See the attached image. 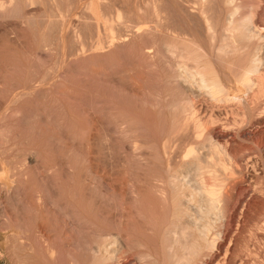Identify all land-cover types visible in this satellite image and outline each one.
<instances>
[{
  "label": "rangeland",
  "instance_id": "obj_1",
  "mask_svg": "<svg viewBox=\"0 0 264 264\" xmlns=\"http://www.w3.org/2000/svg\"><path fill=\"white\" fill-rule=\"evenodd\" d=\"M171 2L58 0L59 23L56 22L52 46H43L33 39L36 28L32 21L39 17V9L32 10V14L0 15V264H91L102 249L103 253L107 249L114 254V259L106 264H119L120 260L125 264H173L183 252L181 256L187 255L180 246L185 239L178 232L181 224L189 225L195 217H207L203 214V194L198 189L203 180L211 182L212 177L220 178L221 193L235 202L231 204L237 212L236 223L233 220L230 230L233 232L227 233L231 236H224L229 239L221 241L226 246L232 241L231 250L226 252L223 244L221 250L214 248L209 256L211 261L220 258L217 264H264V121H259L264 109L248 116L244 124L235 123V105H230L229 111V104L216 103L199 92L195 84L182 79L178 62L182 51L180 44L172 43L174 22L168 20L175 19L174 13L178 11L180 17L177 15L175 22L181 19L179 22L184 25L190 23L183 18L182 8L177 6L173 10ZM159 6L163 13L156 11ZM201 29L204 31L203 26ZM48 71L55 74L45 90L58 85L54 88L61 90V98L40 109L35 101L42 100L37 80ZM187 96L195 99L194 106L197 105L204 121L213 118L211 115L217 118L211 126L207 123L205 129H222L221 123L226 122L228 129L219 140L220 152L211 159L204 155L208 149L204 131L201 139L187 134L172 139L171 147L164 145L171 128L170 117L186 103ZM91 113L100 117L98 134L90 135L87 130ZM257 136L263 139L261 146ZM188 147L194 148L192 155H187ZM218 162L226 163L225 171ZM237 162L246 168L242 164L236 166ZM254 162L257 169L252 166ZM101 187L106 188L105 194ZM170 190L180 191L177 207L185 211H181V219L172 216ZM190 192L195 193L196 200L191 199ZM96 198L106 203V214L99 223L89 221L85 214L87 201ZM214 211L212 215L206 213L218 221L222 212ZM40 217L47 224L46 241L35 234ZM141 223L149 229L140 230ZM60 225L65 227L64 237ZM176 252L178 255H174Z\"/></svg>",
  "mask_w": 264,
  "mask_h": 264
},
{
  "label": "bare ground",
  "instance_id": "obj_2",
  "mask_svg": "<svg viewBox=\"0 0 264 264\" xmlns=\"http://www.w3.org/2000/svg\"><path fill=\"white\" fill-rule=\"evenodd\" d=\"M117 1V0H116ZM126 1V0H125ZM173 4L172 8L173 10H176V7L178 6L179 8H182V15L183 18L186 17L188 22L190 24L184 25L182 22H175V19L180 17L179 12L175 11V19L174 21L166 19V21H171L174 22L171 24L172 32L174 34V40L172 43L175 45L180 44V48L182 53L180 52L179 68H182V71L179 75L184 78L185 80H189L190 83H193L196 85L199 90V92L206 93L212 99L213 101L217 102H222L224 105L229 104V108L231 107L230 105H235L237 107V112L232 113V120L235 123H240L242 124L248 119V116H252L254 114H257L258 112L261 111V109H264V101L262 100L264 96V10L262 8L261 2H251L249 0H171ZM138 2V1H137ZM153 1L152 3H154ZM158 1H156L157 3ZM160 2V0H159ZM185 2V4L183 3ZM115 3V2H114ZM120 3V2H119ZM151 3V2H150ZM155 3V4H156ZM62 4V3H61ZM179 4L181 6H179ZM131 5V4H129ZM152 5V4H151ZM158 5V4H157ZM156 5V7H157ZM160 5V4H159ZM139 6V5H138ZM58 0H0V12L3 14H0L1 16H5L6 13L14 15V13H21V14H29L33 13L32 10H38L40 11V15L38 14L39 17H36L33 19L35 25L34 28H36V32L33 34V39L34 41L39 42L40 44H43V46H52L56 40L55 37V29L56 26L58 25L59 21L56 19L57 18V10L58 9ZM141 7V6H140ZM154 7V6H153ZM155 7V8H156ZM162 6H159L160 8ZM103 8V7H102ZM110 8V7H109ZM171 9V10H172ZM142 10V9H141ZM171 10L169 11L171 13ZM172 10V11H173ZM156 11H163L160 9H156ZM14 12V13H10ZM152 12V11H151ZM154 12V11H153ZM164 12V11H163ZM162 12V13H163ZM174 12V11H173ZM144 13V12H143ZM165 13H167L165 11ZM164 13V14H165ZM30 14V17H32ZM130 14V13H129ZM7 15V14H6ZM20 15V14H19ZM178 15V17H177ZM60 16V14L58 15ZM103 16V15H102ZM122 16V14H121ZM151 16L154 18V14L152 13ZM150 16V17H151ZM163 16V14H161ZM173 16V14H172ZM29 17V16H28ZM123 17V16H122ZM139 17V16H138ZM156 17V16H155ZM159 17V16H158ZM167 17V14H166ZM25 18V17H24ZM148 18V17H147ZM169 18V17H168ZM89 19V18H88ZM150 19V18H149ZM157 19V18H156ZM146 20V19H145ZM154 20V19H152ZM161 20V19H160ZM186 20V22H187ZM192 22H191V21ZM157 23V20H155ZM163 21V20H161ZM58 22V23H56ZM142 22V21H141ZM149 22V21H148ZM153 22V21H152ZM147 23V22H146ZM159 23V21H158ZM192 24V25H191ZM32 25V23H31ZM159 25H163L159 24ZM165 25V23H164ZM170 25V24H169ZM168 25V26H169ZM204 27V31L202 28ZM123 27V26H122ZM168 28V27H167ZM199 28V29H197ZM169 30V29H167ZM58 31V28H57ZM120 31V30H119ZM34 32V31H33ZM57 33V32H56ZM171 43V45H172ZM42 46V47H43ZM174 45L171 46V49H173ZM21 47V46H20ZM39 47V46H38ZM57 47V46H55ZM167 48V47H166ZM165 48V49H166ZM177 49V47H175ZM179 48V47H178ZM169 49V48H168ZM170 50V49H169ZM175 50V49H173ZM172 50V51H173ZM167 51V49H166ZM171 51V52H172ZM219 52L218 54H215ZM5 52V51H4ZM176 52V50H175ZM168 53V52H167ZM173 53V52H172ZM174 54V53H173ZM56 55V54H55ZM171 56V55H170ZM177 57V58H178ZM59 58V57H58ZM172 58V57H171ZM176 58V59H177ZM190 62V64H189ZM192 63V64H191ZM141 64V63H140ZM175 65V64H174ZM176 66V65H175ZM131 67V66H130ZM144 67V66H143ZM56 68V66H55ZM119 69V68H118ZM54 70V69H53ZM130 70V69H129ZM178 70V69H177ZM96 71V70H95ZM143 71V70H142ZM140 71V72H142ZM56 72V70H55ZM55 72H51L49 74L48 72H43L39 78H38V83L37 87L41 90L42 93V100H35L37 102V107L38 108H44V106H47L48 104H55L61 97H59V92L61 91L59 88H54L58 87L57 83H55L57 86L52 87L51 90H45V85L49 84L48 82H51V78L54 77L53 75ZM177 72V71H176ZM53 73V74H52ZM92 73V72H91ZM14 74V73H13ZM19 74V73H18ZM143 74V72L141 73ZM140 74V75H141ZM178 74L176 76H178ZM2 75V74H1ZM52 75V76H51ZM77 75V74H76ZM130 75V74H129ZM138 75V74H137ZM11 77V76H10ZM141 77V76H140ZM33 78V77H31ZM5 79V78H4ZM6 80V79H5ZM10 80V79H9ZM8 80V81H9ZM22 80V79H21ZM35 80V79H34ZM50 80V81H49ZM119 80V79H118ZM192 81V82H191ZM12 82V80H11ZM21 82V81H19ZM31 82V81H30ZM54 83V81H52ZM113 82V81H112ZM117 82V81H116ZM3 84L6 82H2ZM23 83V82H22ZM184 83V81H183ZM186 83V82H185ZM189 83V84H190ZM13 84V83H12ZM29 84V83H28ZM34 84V83H33ZM51 84V83H50ZM89 84V83H88ZM99 84V83H98ZM141 84V83H140ZM139 84V85H140ZM19 85V83H18ZM1 86V85H0ZM9 86V84H8ZM11 86V85H10ZM14 86V85H13ZM4 87V85L2 86ZM16 87V86H15ZM140 87V86H139ZM13 88V87H12ZM25 90V86H23ZM2 89V88H1ZM16 89V88H15ZM14 89V90H15ZM48 89V88H47ZM128 89V88H127ZM10 90V89H9ZM9 90H7L9 92ZM39 90V91H40ZM38 91V90H37ZM3 92V91H2ZM63 92V91H62ZM61 92V96L63 93ZM21 93V92H20ZM19 93V94H20ZM16 92V96H17ZM72 94V93H71ZM100 94V92H99ZM98 94V95H99ZM197 94V93H196ZM7 95V94H6ZM9 95V93H8ZM24 95V94H23ZM39 95V94H38ZM139 95H141L139 93ZM178 95V94H177ZM205 95V96H206ZM12 97V95H10ZM9 96V97H10ZM15 96V95H13ZM15 96V97H16ZM20 96V95H18ZM40 96V97H41ZM66 96V95H65ZM72 96V95H71ZM70 96V98H71ZM97 96V95H96ZM191 96V95H190ZM206 96V97H208ZM10 97V98H11ZM38 97V96H37ZM69 97V96H68ZM98 97V96H97ZM188 97V96H187ZM5 98V97H4ZM8 98V97H7ZM67 98V97H66ZM64 98V99H66ZM74 98V97H73ZM150 98V97H149ZM180 98V97H179ZM178 98V99H179ZM193 98V97H192ZM192 98L187 99L186 103L182 105V107L175 112L171 117H170V122H171V128L168 130L167 134V139L164 142L165 147L167 148L168 145L171 147V140L174 139L176 136H182L187 134H191L194 138L199 137L201 139V135L203 131L205 132L207 140L206 146H208V149L203 147V150H207L206 154H204L208 159H211L213 155L218 154L219 147L218 145L220 138H224V134L228 128L226 127V122L221 123V128L222 129H216L215 127H211L210 123L215 122V119L213 115L208 119L207 121H204L202 117L199 115V110L197 111L196 106H194V100ZM203 98V97H202ZM13 99V98H12ZM11 99V100H12ZM15 99V98H14ZM13 99V100H14ZM20 99V98H19ZM63 99V98H62ZM68 99V98H67ZM66 99V100H67ZM186 99V98H185ZM10 100V101H11ZM16 100V99H15ZM14 100V101H15ZM90 102V101H89ZM8 103V102H7ZM17 103V102H16ZM69 103V102H68ZM36 104V103H35ZM177 104V103H176ZM180 104V103H179ZM219 104V103H218ZM7 105V104H6ZM10 105V104H9ZM71 105V104H70ZM223 105V104H222ZM223 105V106H224ZM35 106V107H36ZM180 106V105H179ZM94 107V106H93ZM222 107V106H221ZM38 108L37 111H38ZM56 108V107H55ZM174 108V107H173ZM225 108V107H224ZM4 109V108H3ZM9 109V108H8ZM15 109V108H14ZM45 109V108H44ZM42 109V111L44 110ZM47 109V108H46ZM92 109V107H91ZM90 109V110H91ZM228 109V108H226ZM233 109V108H232ZM93 110H96L95 108ZM92 110V111H93ZM231 108L229 109V111ZM15 111V110H14ZM226 111V110H225ZM224 111V112H225ZM228 111V110H227ZM228 111V112H229ZM233 111V110H232ZM1 112V111H0ZM52 112H54L52 110ZM80 112V111H79ZM99 112V111H98ZM97 112V113H98ZM226 112V113H228ZM2 113V112H1ZM40 113V112H39ZM43 114V112H41ZM90 113V112H88ZM86 113V114H88ZM95 113V111H93ZM93 113L89 114V123L87 127L90 135H93L98 132V128L100 127L99 124L97 126L98 118L96 117ZM219 113V112H218ZM52 114V113H51ZM49 114V115H51ZM259 114V113H258ZM102 115V114H101ZM227 115V114H226ZM261 115V114H260ZM7 116V115H6ZM36 116V115H35ZM40 116V115H39ZM44 116V115H43ZM48 115H46L47 117ZM100 116V115H99ZM49 117V116H48ZM54 115L52 116V118ZM207 117V116H206ZM218 117V116H217ZM221 117V116H220ZM219 117V118H220ZM41 118V117H40ZM205 118V117H204ZM224 118V117H223ZM231 118V117H230ZM43 119V118H42ZM207 119V118H206ZM38 120V119H37ZM48 120V119H47ZM50 120V119H49ZM102 120V119H101ZM226 121V119H223ZM230 120V121H232ZM264 121V114L260 116L259 121ZM1 121V120H0ZM41 121V120H40ZM43 121V120H42ZM41 121V122H42ZM53 121V119H52ZM103 121V120H102ZM228 121V120H227ZM258 121V122H259ZM4 122V121H3ZM40 122V123H41ZM45 122V121H44ZM104 122V121H103ZM102 122V123H103ZM218 122V121H217ZM30 123V122H29ZM38 123V122H37ZM209 123V128H206V124ZM231 123V122H230ZM254 123V122H253ZM257 123V122H256ZM261 123V122H260ZM101 124V123H100ZM244 124V123H243ZM247 124V123H246ZM264 124V123H263ZM2 125V124H1ZM42 125V123H41ZM47 125V124H46ZM75 125V124H74ZM237 125V124H236ZM253 125V124H252ZM259 125V123H258ZM31 126V125H30ZM48 126V125H47ZM47 126L45 128H47ZM215 126V125H213ZM38 127V125H37ZM40 127V125H39ZM50 127V126H49ZM109 127V126H108ZM239 127V126H238ZM263 127V126H262ZM45 128L43 130H45ZM72 128V127H71ZM105 128V127H104ZM39 129V128H38ZM103 129V128H102ZM106 129V128H105ZM250 129V128H249ZM42 130V129H41ZM101 130V127H100ZM38 131V130H37ZM42 132V131H41ZM53 132V131H52ZM100 132V131H99ZM105 132V131H103ZM228 132V131H227ZM36 133V132H35ZM56 133V132H55ZM71 133V132H70ZM98 134V133H97ZM263 134V133H262ZM42 135V134H41ZM204 135V136H205ZM256 135V134H254ZM258 135L261 136V131L260 133L258 132ZM39 136V135H38ZM191 136V137H192ZM264 134L262 135V137ZM189 137V136H188ZM190 137V139H191ZM228 137V136H227ZM262 137L259 140V143L262 139ZM94 138V137H93ZM229 138V137H228ZM256 138V137H255ZM258 138V136H257ZM258 138V139H259ZM85 139V138H84ZM178 140V138H175ZM226 139V138H225ZM231 139V138H230ZM229 139V140H230ZM101 140V139H100ZM180 140V139H179ZM182 140V139H181ZM176 142V140H174ZM229 142V141H228ZM258 142V141H257ZM88 143V142H87ZM201 145H203V141L200 142ZM228 144V143H227ZM186 145V144H185ZM205 145V144H204ZM264 145V143H263ZM173 146V145H172ZM261 146V143H260ZM25 147V146H24ZM259 147V146H258ZM189 148V147H188ZM264 148V147H262ZM261 148V149H262ZM199 150V149H198ZM202 150V149H201ZM264 150V149H263ZM194 151V148H189L187 150V155L191 154ZM204 152V151H203ZM224 150H222V153ZM205 153V152H204ZM194 154V153H193ZM224 154V153H223ZM192 155V154H191ZM203 156V155H202ZM223 156V155H222ZM241 156V155H240ZM239 156V157H240ZM215 157V156H214ZM216 158V157H215ZM218 158V157H217ZM241 158V157H240ZM205 159V157H204ZM207 159V160H208ZM231 159V158H230ZM234 159V158H233ZM232 159V160H233ZM237 159V158H236ZM242 159V158H241ZM217 160V159H215ZM221 160V159H220ZM235 160V159H234ZM253 160V159H252ZM251 160V161H252ZM236 161V160H235ZM234 161V162H235ZM241 161V160H237ZM204 162V161H203ZM208 162V161H207ZM217 162V161H216ZM224 162V161H223ZM243 162V160H242ZM205 163V162H204ZM213 163V161L211 162ZM210 163V165H211ZM219 163V162H218ZM217 163V164H218ZM241 163V162H240ZM245 163V162H244ZM252 163V162H251ZM62 164V163H61ZM201 164V163H200ZM203 164V163H202ZM208 164V163H206ZM205 164V165H206ZM226 164V163H224ZM221 163L218 164L219 166H222L224 168V171L226 169V165ZM238 166L239 163H236ZM244 165L243 163H241ZM240 164V165H241ZM247 164V163H246ZM248 164L250 162L248 161ZM258 164V163H257ZM45 165V164H44ZM194 165V164H193ZM239 165V166H240ZM255 162L252 166H255ZM199 166V164H198ZM202 166V165H201ZM201 166H199L201 168ZM214 168L215 164L213 165ZM228 166V165H227ZM246 168V165H244ZM194 167V166H193ZM242 167V166H241ZM167 168V167H166ZM187 168V167H186ZM207 168V167H206ZM205 168V170H206ZM222 168V169H223ZM251 168V167H250ZM256 168V166H255ZM254 168V169H255ZM259 168V167H258ZM169 169V168H168ZM203 169V168H202ZM218 169V168H217ZM249 169V168H248ZM252 169V170H254ZM257 169V168H256ZM191 170V169H190ZM197 170V169H196ZM208 170V168H207ZM181 171V170H180ZM209 171V170H208ZM207 171V173H208ZM199 172V171H198ZM93 173V172H92ZM258 173V172H257ZM184 174V173H183ZM214 173H212L213 175ZM210 175V174H209ZM103 176V175H101ZM212 176H210L211 178ZM102 178V177H100ZM198 178V177H197ZM209 178V179H210ZM219 178V177H218ZM175 179V178H174ZM101 180V179H100ZM167 180H169L167 178ZM212 181L203 180L201 187L199 188V185L196 186L195 188L199 190L203 194V199L204 201V207H206V212L209 215H212V212H215L214 210H218L220 213L222 212L221 218L217 221L216 217L213 220L212 216L208 217V214L204 212V218L198 220L197 217L194 219L190 220L191 223L188 225L186 224L183 225L181 224L182 229L178 232H180V235L183 236L184 242L181 245L183 250H186L187 255L186 256H181L184 255L183 253L179 256H177L176 261L173 264H198L200 262L202 264H217L220 262V258H215L218 257L214 255L215 259L211 261L210 255L211 252L213 251L214 248H217L221 250L222 244L221 241L223 242L224 240H227L223 238L224 236L230 235L227 234L231 230V227L233 225V220L235 222V213L237 212L235 205H232L230 201V197L228 198L227 195H222V186L223 184L221 183L220 178L217 180V178L212 177ZM95 181V180H94ZM206 181V182H205ZM93 182V181H92ZM179 182V181H178ZM105 183V181H104ZM168 183V182H167ZM171 183V182H170ZM173 183V182H172ZM185 183V182H184ZM183 183V184H184ZM100 184V183H99ZM103 184V183H102ZM100 184V186H102ZM106 184V183H105ZM104 184V185H105ZM174 184V183H173ZM197 184V183H196ZM119 185V184H118ZM182 185V184H181ZM244 185V184H243ZM99 186V185H98ZM169 186V185H168ZM105 187V186H104ZM114 187V186H113ZM198 187V188H197ZM2 188V187H1ZM188 189L187 186L184 185V189ZM69 189V188H68ZM103 189V187H101ZM106 189V188H105ZM101 191L103 194L104 190ZM239 189V188H238ZM121 190V189H120ZM177 191V189H175ZM173 190H170V193H172L171 196V203H170V208L172 211V216L174 218H180L182 216V210H180L177 206L178 199L177 195L179 196L178 193ZM111 191V190H110ZM251 191V190H250ZM260 191V190H259ZM125 192V191H124ZM189 192V191H188ZM61 193V192H60ZM87 193V192H86ZM95 193V192H94ZM117 193V192H116ZM101 194V193H100ZM113 195V194H112ZM186 195V194H185ZM114 196V195H113ZM189 196H191V199H195V193L190 192ZM223 196L224 198H221ZM242 196V195H241ZM27 197V196H26ZM96 197V195H95ZM94 197V198H95ZM181 197V196H180ZM103 198V197H102ZM105 198V197H104ZM200 198V197H199ZM88 199V198H87ZM181 199V198H180ZM187 199V198H185ZM192 200V201H193ZM199 200V199H198ZM108 201V199H107ZM188 201V200H187ZM191 201V200H190ZM191 201V202H192ZM222 204H220V202ZM118 202V201H117ZM121 202V201H120ZM200 202V201H199ZM105 201L104 199L96 200L95 199H89L87 201V210L85 212L86 217L88 218L89 221L99 223L100 218H102L106 213H105V207L104 204ZM124 203V202H123ZM198 203V202H197ZM235 204V202H234ZM199 205V204H198ZM201 205V204H200ZM199 205V206H200ZM206 205V206H205ZM239 205V204H238ZM254 205V204H253ZM32 206V205H31ZM30 206V207H31ZM119 206V205H118ZM123 207L124 205L121 204ZM237 206V205H236ZM241 206V205H240ZM245 206V205H244ZM107 207V205H106ZM183 207V206H182ZM201 207V206H200ZM199 207V208H200ZM37 208V207H36ZM239 208V207H238ZM249 208V207H247ZM43 209V208H42ZM41 209V210H42ZM120 207L118 208V210ZM126 209L127 208H123ZM131 209V208H130ZM240 209V208H239ZM242 209V207H241ZM245 209V208H244ZM37 210V209H36ZM129 210V208H128ZM127 210V211H128ZM202 210V209H201ZM200 209L199 211L202 212ZM221 210V211H220ZM43 211V210H42ZM182 211V212H181ZM205 211V210H203ZM241 211V210H240ZM23 212V211H22ZM211 214H210V213ZM217 212V211H216ZM250 212V211H249ZM11 213V212H10ZM9 213V214H10ZM185 211L183 212V214ZM247 213V212H246ZM58 214V213H57ZM104 214V215H103ZM112 214V213H111ZM130 214V213H129ZM189 214V213H188ZM202 214V215H203ZM241 214V212H240ZM238 214V215H240ZM53 215V214H52ZM200 215V214H198ZM186 216V215H185ZM190 216V215H189ZM192 216V215H191ZM214 216H218L214 213ZM220 216V215H219ZM218 216V217H219ZM11 217V216H10ZM50 217V216H49ZM109 217V216H108ZM124 217V215H123ZM128 217V216H127ZM217 217V218H218ZM238 217H242L241 215ZM237 217V218H238ZM24 218V217H23ZM41 218V217H40ZM125 218V217H124ZM183 218V217H182ZM13 219V216H12ZM131 219V217H130ZM243 219V218H242ZM35 220V219H34ZM264 220V219H263ZM16 221V220H15ZM189 221V220H188ZM199 221V222H198ZM217 221V224H216ZM238 221V220H237ZM241 221V220H240ZM238 221V222H240ZM45 221L40 219L39 223L35 227V234H38L39 237L43 238L44 240L48 238H45L46 236V227L44 226L43 223ZM177 222V219H176ZM140 223V222H139ZM138 223V224H139ZM171 223V222H170ZM214 223V225H213ZM236 223V222H235ZM234 223V224H235ZM126 224V223H125ZM264 224V223H263ZM47 225V224H46ZM172 225V224H171ZM216 225V226H215ZM237 225V224H236ZM240 225V224H239ZM262 225V224H261ZM13 226V225H12ZM53 226V225H52ZM177 226V225H175ZM179 226V225H178ZM179 226V227H181ZM212 226H215V230H212ZM238 226V225H237ZM50 227V226H49ZM139 228H142L140 230L144 229H149L146 225L141 223ZM234 227H236L234 225ZM174 228V226H173ZM190 228V229H187ZM242 228V227H241ZM261 227H259L260 229ZM51 229V228H50ZM57 229V227H56ZM177 229V228H176ZM193 234H192V230ZM233 229V228H232ZM262 229H264L262 227ZM60 232L62 233V236L64 237V232L65 227L63 225H60L59 227ZM191 232H190V231ZM3 231V230H2ZM190 233H189V232ZM231 232V231H230ZM233 232V230H232ZM231 232V233H232ZM263 232V231H261ZM235 233V232H234ZM233 233V234H234ZM243 233V232H242ZM264 233V232H263ZM30 234V233H29ZM178 234V233H177ZM232 234V235H233ZM190 238H188V236ZM100 236V235H99ZM179 236V235H178ZM231 236V235H230ZM237 236V235H236ZM180 237V236H179ZM234 237V236H233ZM232 237V238H233ZM240 237V236H239ZM262 237V236H261ZM220 238V240H219ZM101 239V238H100ZM181 239V238H180ZM229 239V238H228ZM234 239V238H233ZM50 240V238H49ZM64 239H62L63 241ZM104 239H102L103 242ZM262 240V239H261ZM42 241V240H41ZM46 241V240H45ZM59 241V240H58ZM108 241V240H107ZM113 241V240H112ZM234 241V240H233ZM48 242V241H47ZM66 242V241H65ZM229 242V241H228ZM232 242V241H231ZM231 242L227 243L228 245L226 246L225 250L226 252L228 250H231L232 244ZM51 243V242H50ZM104 244V243H103ZM178 244V243H177ZM226 244V243H225ZM235 244V243H233ZM247 244V243H246ZM66 246V245H65ZM104 246V245H103ZM102 247V246H101ZM17 248V247H16ZM105 248V247H104ZM181 248V247H180ZM224 248V247H223ZM237 248V246H236ZM235 248V249H236ZM249 249V248H248ZM110 250V249H109ZM171 250V249H170ZM180 249L179 251H181ZM105 253L102 252L100 255L93 261L91 264H106L109 260L114 259V254L111 251L104 250ZM115 251V250H114ZM113 251V252H114ZM236 251V250H235ZM169 252V250H168ZM174 252V250H173ZM182 252V251H181ZM225 252V251H224ZM229 252V251H228ZM125 253V251L123 252ZM170 253V252H169ZM214 253V251H213ZM212 253V254H213ZM220 253V252H219ZM177 252L174 254L176 255ZM222 254V253H221ZM225 254V253H224ZM132 255V254H131ZM178 255V254H177ZM208 255V257H206ZM218 255V253H217ZM227 255V254H226ZM95 257V256H94ZM118 257V256H117ZM140 257V256H139ZM173 257V256H172ZM93 258V257H92ZM116 258V257H115ZM141 258H144L141 257ZM205 258V259H203ZM225 258V257H224ZM148 259V258H147ZM174 259V257H173ZM219 260L217 263L216 261ZM147 261V260H146ZM152 261V260H151ZM225 261V260H224ZM228 261V260H227ZM91 262V261H90ZM136 262V261H135ZM138 262V261H137ZM141 262V261H140ZM150 262V261H149ZM172 262V261H171ZM20 263V262H19ZM119 264H125L121 260L118 262ZM156 264V262H153ZM254 263V262H253ZM252 264V263H251ZM257 264H261L258 263Z\"/></svg>",
  "mask_w": 264,
  "mask_h": 264
}]
</instances>
